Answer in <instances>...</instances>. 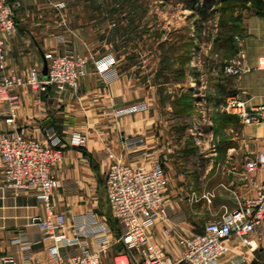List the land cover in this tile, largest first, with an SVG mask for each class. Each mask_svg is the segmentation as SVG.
<instances>
[{
  "label": "crops",
  "instance_id": "crops-1",
  "mask_svg": "<svg viewBox=\"0 0 264 264\" xmlns=\"http://www.w3.org/2000/svg\"><path fill=\"white\" fill-rule=\"evenodd\" d=\"M61 1L67 8L58 6V0H17L16 29L4 36V66L0 68V78L10 74L26 78L33 68L42 72L45 54L52 51L87 53L92 55V62L77 91L68 88L58 90L53 86L46 92H31L26 86L13 88L11 93L18 97L16 119L12 124L6 122L8 113L5 108L8 104L0 101V131L17 128L43 140L47 128H56L62 136L60 147L63 150V160L53 168L54 175L60 179V187L53 195L57 211L66 215L69 224L88 211L110 222L98 209L104 188L110 210L104 186L109 151L122 153L123 135L141 133L151 154L147 161L158 160L170 170L171 158H174L171 147L176 140L170 130L174 125L173 110L171 104L165 102L163 108L167 117L158 115L155 89L152 87L147 89V97L140 99L142 88L133 78L130 85L128 78L124 77L120 68L123 54L109 48L112 47L111 42L104 39L101 25L90 17L82 19L69 0ZM200 1L208 6L216 2ZM259 5L263 9L264 0H259ZM242 14V33L235 39L238 41L239 38L243 46L239 60L245 70L237 77H225L223 91L218 93L213 89L212 95H236L248 106H255L264 104V18L255 7L244 8ZM157 31L161 33L159 37ZM168 33L157 28L149 18L147 40L153 49L162 50L160 43L170 40ZM199 42L196 39L192 55L203 45V41ZM199 53L190 60V66L197 68L198 75L194 77L188 72L185 83H189L187 87L193 90L195 105L202 108L205 107L203 102L206 98L203 96L206 94L195 87L194 81L201 82L205 75H213L212 82L218 80L220 62L235 55L217 53L208 69ZM222 103L217 109L228 113L222 109ZM206 108L212 110L213 106ZM208 122L210 126L217 123L213 115ZM233 128H229L222 147L211 154V165L204 168L203 178L195 184L196 188L187 182L185 185L178 182L177 189L165 188V203L184 218L176 223L159 214L145 222L153 243L167 253L173 255L175 249L168 241L165 229H170L174 237L202 232L204 224L237 208L254 196L259 184L264 182L262 170L248 172L245 169V163L264 150V122L239 120L236 130ZM73 131L87 135L86 146H71L65 142L66 135ZM177 153L181 150L178 149ZM3 184L4 179L0 176V264H6L5 259L14 264H58L49 253L51 241L42 239L37 218L43 217L45 210L34 190L25 189L15 195L12 190H3ZM178 192L182 195L175 197ZM262 230L260 247L256 250H250L236 236L229 238L226 241L229 250L217 264H264V225ZM22 237L32 242L30 248L23 247Z\"/></svg>",
  "mask_w": 264,
  "mask_h": 264
},
{
  "label": "built area",
  "instance_id": "built-area-1",
  "mask_svg": "<svg viewBox=\"0 0 264 264\" xmlns=\"http://www.w3.org/2000/svg\"><path fill=\"white\" fill-rule=\"evenodd\" d=\"M262 14L264 18V7ZM15 29L12 4L9 0H0V68L4 66V36ZM45 60L46 77L39 69L33 68L26 78L13 74L0 78V101L8 104L5 108L8 124L16 119L18 97L11 93L13 88L26 86L31 92H46L52 86L58 90H77L85 74L88 57L52 51L45 54ZM244 70L238 59L232 58L221 64L226 77H237ZM222 109L237 115L241 122H264V104L248 106L235 95L225 98ZM59 142L54 127L45 130L43 140L17 128L0 131L3 190H12L15 195L25 189L34 190L45 210V215L37 218L42 239L51 241L49 253L58 264H217L228 252L226 241L232 236L238 237L250 250L260 247L264 225V182L259 184L254 196L237 208L208 221L202 232L174 237L170 229H165L175 254L156 246L145 222L160 214L178 223L184 216L165 203V168L157 160L147 161L151 154L141 133L124 134L122 153H108L105 190L116 227L92 211L69 224L66 215L57 211L53 202L54 192L60 187V179L54 175L53 168L63 159ZM70 143L84 146L86 136L73 135ZM245 169L264 172V150L249 159ZM20 242L25 249L32 245L26 237L20 238ZM118 244L122 245L120 249ZM5 261L6 264H14L8 259Z\"/></svg>",
  "mask_w": 264,
  "mask_h": 264
},
{
  "label": "rangeland",
  "instance_id": "rangeland-1",
  "mask_svg": "<svg viewBox=\"0 0 264 264\" xmlns=\"http://www.w3.org/2000/svg\"><path fill=\"white\" fill-rule=\"evenodd\" d=\"M9 1L12 4L15 14V9L18 5L16 3L17 0ZM58 1H60L58 6L67 8L64 1ZM205 1L206 0H204V2ZM137 2H140L141 5H136ZM69 4H71L76 13L79 12L82 15V19L90 17L92 20L99 23L103 30L101 33L103 34L104 39L106 38V42H111L112 47L109 48L113 51L119 50L121 52L120 54H123V57L121 56L123 62L120 60V68L122 67L121 70L123 75L125 78H128L126 80L129 81V84L133 78L136 80V84L138 83L142 88L140 90V99L147 97V89L149 87L154 88V97L158 104H156L158 107V115L164 118L167 117V112L165 113L163 105L165 102L171 104L173 110L172 119L174 120V123L172 124L174 125L170 130L173 132L176 140L173 142V147H171V155L173 154L174 158H171L170 170L167 169L162 162L167 176V184L165 188L166 190L167 188L177 189L178 182H181V185H185L184 182H187L196 188L195 184L201 182V179L203 178L202 175L204 168L211 165V158H213V155L211 154L215 152V149L218 150L219 147H222L221 140L228 136V131L231 126L236 130L240 118L235 115L238 117V121L234 118L229 126H225L224 124L217 126L216 123L210 126L208 119L212 115L213 110L205 109H207L206 107L211 106L209 104L210 100L208 99V94L211 93L210 95H212L214 93V84H212L209 75H205V79H202L201 82L200 80L194 81V83L196 82L195 87L199 91L200 89L203 90L206 94L203 96L206 98L205 102H203L205 107L199 108V106L195 105L194 108H191L190 111H186L181 117L176 116V113H174L175 108L173 107V100L181 94L184 88H188L187 86L190 85L189 83H185V79H174V77H172L170 69L176 68V66L179 65V61L176 60L164 68L165 70L163 69V51L159 50V48L157 51L156 48L153 49V45L151 46V43L147 40V24L149 18H151V21L156 23L157 28L165 30L166 34L170 32L167 36L170 38L185 33H189L190 36H196L192 21L188 20V15L191 13V9L186 8L184 2H176V0H69ZM235 13H238V11ZM215 18L216 16L207 23V29L200 32V35L196 38L199 39L200 42L203 41L202 43L204 46L201 45V48H197L195 53L194 50V56H197L200 52L199 54H201L202 59L206 57L213 59V57H216L215 55L218 52L213 50L211 43L213 38L211 33L215 32L213 29V26L215 27ZM137 27L138 29L140 28V31ZM138 34H140L139 38ZM237 48V53L235 57L232 58L239 60L241 55L240 50L243 49V46L238 43ZM68 52L88 57L85 71L86 74L88 66L93 59L92 55L77 51H66L62 53L64 54ZM62 53L60 52V54ZM128 96V98H131V95ZM184 126H186V129L182 131ZM55 130L60 139L59 145L61 146L62 136L56 128ZM76 134L85 135L87 143V135L79 131H73L67 134L65 142H67L68 145H71V138ZM178 149L181 150V153H177ZM168 171H171V176H169ZM105 185L106 178L104 179V186ZM188 192L191 191L188 190ZM181 195L182 192H178L175 197ZM101 196L98 209L101 213L106 215L111 223L113 219L106 203L104 188L102 189Z\"/></svg>",
  "mask_w": 264,
  "mask_h": 264
},
{
  "label": "trees",
  "instance_id": "trees-1",
  "mask_svg": "<svg viewBox=\"0 0 264 264\" xmlns=\"http://www.w3.org/2000/svg\"><path fill=\"white\" fill-rule=\"evenodd\" d=\"M138 1V0H137ZM172 1V0H167ZM184 2L185 7L191 9V13L188 15V20L192 21V24L196 31V36H190L189 33L175 35L171 37L167 42H161V48L163 51L162 62L164 64L163 69L168 65L172 64L174 61H179V65L176 68H171L172 77L174 79H185L188 72L192 73L194 77L198 75V70L196 67L190 66V60L192 57V48L196 45V38L200 35V32L207 29V23L210 22L212 18H215V27L212 32V47L215 52L223 53L224 55H236L237 53V41L235 39L236 35L242 33V11L243 9L256 8L258 11L262 12V7L259 5V0H216L213 6H208L203 4L200 0H176V2ZM250 3V5H249ZM136 5H141L137 2ZM238 11V13H235ZM211 28V27H210ZM212 29V28H211ZM157 37L161 35L160 32H156ZM213 59L208 57L204 58V65L206 68L210 69L213 64ZM222 62H220V65ZM170 68V66H169ZM165 70V69H164ZM217 76L218 80L213 81V75H210V80L214 84V89L220 93L224 88L225 75L222 73L221 69ZM229 78V77H226ZM208 95L209 104L213 106L212 115L215 117L217 123L216 125L229 126L234 118L238 121V117L233 114H228L221 112L218 108L220 102H223L226 95ZM173 107L175 108L174 113L176 116L181 117L186 111H190L191 108L195 107V95L193 90L190 88H184L180 95L173 100ZM234 120V121H236ZM186 129V126L182 128V131ZM220 141V140H219ZM224 138H222L221 143H223ZM113 227H116V222L113 220L111 222Z\"/></svg>",
  "mask_w": 264,
  "mask_h": 264
},
{
  "label": "water",
  "instance_id": "water-1",
  "mask_svg": "<svg viewBox=\"0 0 264 264\" xmlns=\"http://www.w3.org/2000/svg\"><path fill=\"white\" fill-rule=\"evenodd\" d=\"M42 74L44 77L47 76V61L45 60L44 61V66H43V69H42ZM122 247L121 244H118L117 248L120 249Z\"/></svg>",
  "mask_w": 264,
  "mask_h": 264
}]
</instances>
